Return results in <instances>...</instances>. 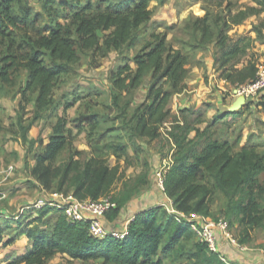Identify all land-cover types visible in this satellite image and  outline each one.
<instances>
[{"label":"trees","instance_id":"16d2710c","mask_svg":"<svg viewBox=\"0 0 264 264\" xmlns=\"http://www.w3.org/2000/svg\"><path fill=\"white\" fill-rule=\"evenodd\" d=\"M151 2L39 0L41 12H37L28 0H0V84L13 85L16 76L24 71L25 87L17 93L21 97L20 108L34 104L32 120L25 128L21 127V141L27 142L26 132L37 120L44 116L48 120L53 118L48 143H39L29 170L45 192L97 201L117 180L118 167H110L102 151L91 149V156L82 160L83 153L73 146L75 136L68 128L65 111L81 98L66 104L63 115L58 116L54 90L62 76L67 75L69 65L84 62L90 69H96L109 53H120L135 43L138 30L153 16ZM234 18L231 22L238 25L244 15ZM207 20L208 17L197 20L193 26L201 33L199 44L213 42L218 48L221 56L218 61L224 70L221 79L234 82V76L239 83L253 80L250 69L236 73L235 66L227 67L230 61L245 54L241 45L230 43L226 34L229 22L222 20L213 37ZM166 37V34L151 35L150 41L132 57L133 67L125 62L109 74L111 105L115 108L122 93L139 88L150 77L147 102L123 121L126 142H110L105 146L116 162L126 157L127 149L135 146L136 140L154 141L161 137V125L171 115L167 109L169 101L186 88L189 56L184 50L173 49ZM260 106L264 108V94ZM185 111L189 115H183ZM179 112L184 117L173 116L170 130L166 131L174 148L171 164L163 174L164 195L177 212L207 218L212 214L216 196L223 195L227 199L225 214L229 222L244 231L245 237L239 244L245 245L249 230L264 228V186L260 181V176H264V152L250 139L238 150L227 141H213L209 124L204 131L196 128L206 123L201 114L191 120L197 113L190 109ZM97 116L93 111L81 113L72 121L74 128L81 132L86 125L87 138L92 140L99 125ZM17 121L21 125L19 118ZM190 133H195L192 139L188 137ZM134 152H138L136 147ZM148 180L146 173L137 176L133 189L115 200L118 206L126 204L141 187L148 186ZM161 208L138 212L123 239L97 240L89 235L86 223H69L60 209L47 203L36 211L35 218L26 217L27 223L22 222L24 218L16 219L14 235L3 246H10L22 235L30 241L28 251L9 264H47L57 255L83 262L102 259L103 264H166L167 259L174 264H224L217 255L207 253L206 246L196 241L188 227L177 224ZM118 211L116 205L106 217L112 219ZM5 229H12L8 221L0 225V244Z\"/></svg>","mask_w":264,"mask_h":264},{"label":"rangeland","instance_id":"374dc122","mask_svg":"<svg viewBox=\"0 0 264 264\" xmlns=\"http://www.w3.org/2000/svg\"><path fill=\"white\" fill-rule=\"evenodd\" d=\"M28 1L34 11L41 12L39 0ZM150 8L153 9V16L147 24L140 27L135 43L125 47L120 53H109L106 58L101 60L100 68L90 69L84 62L69 65L65 70L67 75L62 76L63 80L54 90L56 106L61 103L68 105L71 100L81 98V112L79 115L81 113L89 114L99 103L103 104L109 97H112L113 92H108L107 82L109 81L107 80L109 74L125 62H128L130 67H132V57L144 43L150 41L151 35L166 34L167 41L173 49L184 50L188 54L189 64L185 80L186 88L181 94L173 96L177 100L176 105H173L172 110L169 109L171 115L161 125V137L154 140V142L147 139L136 140L135 146H129L126 157H123L118 162H116V159L111 158L109 151L105 149L107 143H110V139H113V142H117L120 139V134L117 131L124 132V119L129 120L136 109L147 102L150 77L139 88L122 93L118 97V107L115 108L111 105L109 109H106V107L101 108L103 112L97 116L99 128L103 131H113L114 136L109 137L105 134H100L96 130L92 140L87 138V143L89 144L90 154L91 149L102 151L104 157L108 158L109 166L118 167L117 180L109 188L105 196L101 198L111 199L114 202L121 199L126 191L133 189L134 179L142 173H146L147 176L150 174L151 177L148 180V186L141 187L139 193L146 188V192L152 190L160 193L156 187L155 173L160 171L163 165L165 167V165L170 164L174 148L168 137H165L166 130L170 127L174 119L173 116L183 118V115H189V111H185L183 115L179 111L183 110V105L187 106L188 102L193 100V94L195 93L191 92H193V89L198 88V83L203 87L202 100L198 108L192 105L189 106L192 112L197 113L196 115L193 114L190 119L193 120L198 114H201L206 122V125L202 127L206 128L207 124L210 125L209 134L213 141H227L233 148L238 150L250 139V143L256 144L258 150L264 152V108L260 106L264 90L253 99L249 98L246 101V106L238 111L239 115L237 117L227 115V109L236 99L234 91L246 85L252 78L246 79L242 83L237 82L234 76V82H226L221 79V74L224 70L220 68V61H218L221 57L218 48L215 47L213 42L210 44H199L201 33L193 26L195 21L208 17L207 23L214 37L220 28L222 20L229 22L230 30L226 32L229 41L231 44L238 43L241 45L245 49V54L235 61H230L227 67L235 66V69H237L236 73L244 72L245 68H248L253 71V77H255L258 68L264 66V0H152ZM254 11L255 14H252ZM240 14L244 15L243 20L238 25L233 24L231 21H234V17ZM79 78L89 83L85 90L79 88L78 82L80 80H77ZM195 79H198V81L193 82ZM25 82V72L22 71L16 76L13 85L0 84V225L8 221L12 228L11 230L5 229L1 238L0 264L13 262L21 253L28 251L30 248V241L23 236H19L10 246H3V243H6L14 235V230L17 226L16 219L24 218L22 222L27 223L26 217L32 216L35 218L37 215L36 211L40 208H35V205L39 201L43 203L58 202V199L53 196L54 194L45 192L34 182L33 178H29L27 167L31 161H34L32 160L33 155L38 151L39 143L44 142L48 138L45 127L50 125L53 118L48 120V117L44 116L40 119L42 121L38 122V125H42V127L39 136L35 137L36 139L25 143L21 141L19 137L23 133L21 127L25 128L30 123L34 113V107L32 110H28L29 105L20 108V104L17 102V99H21L17 93L21 87H25ZM91 84L94 85L92 86ZM205 86L207 89H205ZM97 101L99 102L98 104ZM211 108L216 112L212 113L210 111V113L215 115L207 117L205 114ZM176 112H178V115H175ZM17 118L20 119L22 126L19 125ZM74 119H68V128L71 129L72 133L75 129V125L72 122ZM85 131H87V128ZM194 135L195 133H190L188 137L192 139ZM14 136H17L20 142ZM135 147L138 150L136 153L134 152ZM18 152L20 153L21 163L18 162L17 158L13 159V155L17 156ZM81 159H87L85 153H83ZM260 181L264 186L263 175L260 176ZM137 196L138 194L132 195L131 199L120 207L115 202L119 210L116 213L117 215H113L115 217L112 219L106 217L103 223L107 227H114L117 223L119 226L127 224V220H129L127 218L134 213L136 215V211L140 210L139 204L144 202ZM133 201H136V205L132 203ZM226 203L227 199L223 195L218 194L212 205V214L209 220L215 223L219 221L227 222L228 231L232 239L239 246H244L245 248V251L239 252L242 254V258L231 260L225 257L227 262L230 264H263L264 228L249 230L247 243L245 245L239 244L240 240L245 237L244 231L229 222L225 214ZM161 209L165 211L163 208ZM167 216L170 215L168 214ZM225 243L228 244L226 241H222V245ZM231 247L235 248L232 245ZM248 254L252 258H257L261 254L262 258L259 263H252L246 257ZM103 263L101 259L89 262L73 260L67 255H57L47 262V264ZM166 264L174 263L172 259H167Z\"/></svg>","mask_w":264,"mask_h":264},{"label":"built area","instance_id":"2783aa9c","mask_svg":"<svg viewBox=\"0 0 264 264\" xmlns=\"http://www.w3.org/2000/svg\"><path fill=\"white\" fill-rule=\"evenodd\" d=\"M264 90V66H260L253 80L246 85L236 89L234 91L236 97L244 96L246 101L250 98H254L261 91ZM10 171V170H9ZM162 170L155 173L156 187L160 193L164 194L163 187V174ZM58 202L48 203L50 206L60 209L67 221L72 224L86 223L88 225V233L90 236L97 240H103L106 237H113L115 239H123L127 233V229L122 231H115L107 229L104 226L103 220L106 215L116 208V204L111 199H99L97 201L91 200H77L71 194H54ZM43 203L39 201L35 208H41ZM167 215L169 214L177 224H182L188 227L195 235L196 241L207 248V253L217 255L218 259L224 264H230L227 262L225 256L221 253L222 241H226L228 245H232L235 248L240 246L232 239L229 234V226L225 221H219L217 223L212 222L207 217H203L196 214L185 215L177 212L171 202L167 200V203L160 205Z\"/></svg>","mask_w":264,"mask_h":264},{"label":"crops","instance_id":"0c3cea01","mask_svg":"<svg viewBox=\"0 0 264 264\" xmlns=\"http://www.w3.org/2000/svg\"><path fill=\"white\" fill-rule=\"evenodd\" d=\"M112 53H115V52H112ZM108 74H109V72H108ZM77 80H80L78 82V85H79V88H81L82 90H85V88L89 86V83L87 81L82 80L81 78H79ZM196 81H198V79L197 80L195 79L193 82H196ZM107 83H108V92L109 91L112 92V89H111V86H110L109 82H107ZM91 85L93 86L94 84H91ZM202 88L203 87L200 85V83H198V88L197 89H193V92H191V93H195V94H193L194 95L193 100L192 101H189L188 104H187V106L186 105H183L184 106L183 109H190L191 108V107H189L190 105L195 106V108H198L200 106V101L202 100V96H201V93L203 91ZM205 89H207L206 86H205ZM100 93L102 94L101 91H100ZM17 98H19V96H17ZM54 99H55V97H54ZM20 101H21V99H17V102L19 104H20ZM72 101L73 100H71L70 103ZM176 101L177 100L175 99V97L171 98V100L169 101V104L167 106L168 109L172 110L173 105L174 106L176 105ZM56 102H58V100H56ZM81 102H82V100H76V102L72 106H70L68 109H66L65 113H66V116L68 117L69 120H73L74 118H77L78 117L79 113L81 112V109H80ZM98 103L99 102L97 101V104ZM64 106H65L64 103H61V104H59L57 106L56 115H58V116H62L63 115V113H64ZM33 107H34V104L33 103L29 104L28 110H32ZM102 107H106V109H109L111 107V97H109L103 104L99 103L96 107L93 108L92 111L98 115V114H100V113L103 112L101 110ZM210 111L212 113H215L216 112L215 110H213V108L209 109L206 112V114H205L207 117H212V116L215 115V114H211ZM175 115H178V112H176ZM41 121L42 120H40V119L37 120L32 125V127L26 132V140H27V142L36 139L35 137L37 135L39 136L42 125H38V122H41ZM203 121H204V117H203ZM52 122H53V119L51 120V123ZM203 125H206V123L199 124V125L196 126V128L199 129L200 131H204L205 127H202ZM85 127H87V126L85 125ZM99 127H100V125H98V128H97L98 131L97 132H99L100 134H105V135H107L109 137H111V136L113 137L114 136L113 133H112L113 131H103V130H100L101 128H99ZM45 129H46L45 131L47 132L46 135L49 138V136L51 134L50 125L49 126H46ZM85 130H86V128H85ZM85 130H83L81 132H78L76 129L73 130V134L75 136V139H74V142H73V146H74V148L77 151L85 153V155L87 156V159H88L91 156V154H90L89 148H88L89 144L87 143V136H86L87 135V131H85ZM168 130H170V128H168L166 131H168ZM117 133L120 134L119 135L120 136V139L117 140V142L124 143L126 141V134L123 131H117ZM165 137H167V136L165 135ZM48 138L46 140H44L43 144L48 143ZM115 138H118V137H115ZM16 139L19 140L18 137H16ZM109 141L110 142H113L114 140L113 139L112 140L110 139ZM19 142H20V140H19ZM19 154L20 153L18 152V155L17 156H14L13 155V159H16L17 158L18 159V162L21 163V158L19 157L20 156ZM110 157L111 158H114L111 155H110ZM170 164H171V161H170ZM170 164H168L167 166L165 165V167L163 165V167L161 169H164L163 171L166 172V169H168V167L170 166ZM33 165H34V161H31V163L28 165L27 169L30 170L33 167ZM148 177L149 178L151 177L150 174L148 175ZM29 178H33V177L30 176ZM34 182L37 183L36 180ZM145 190H147V188L144 189L143 191H141L140 193H138L137 198H139V199L141 198V200H144V202H142V204H139V209L140 210L136 211V213L140 212L141 210H148V209H151L153 207H158V205H160L161 203L163 204V203H166L167 202V198L165 197L164 194L159 193V192L156 193V191H152V190H149L148 192H146ZM132 203H135V205H136V201H133ZM134 215H135V213L132 214V215H130L127 218V219H129V220H127L128 223L127 224H124V225L122 224L123 227L122 226H119L118 223L114 227H107L105 224H104V226L107 229H112V230H115V231H122L123 229H127V226L132 221ZM22 236L25 237L24 235H22ZM220 250H221L222 254L226 258L231 259V260H236L238 258H242V254L239 253V252L245 251V248H244V246H240L239 249H236V248H233V247H231V246H229L228 244L225 243L224 245L221 244ZM26 252L27 251H24L23 253H21V255L24 254V253H26ZM63 256H65V255H63ZM259 256H257V258H255V257L252 258L248 254L246 257L248 259H250L249 261H251L252 263L253 262L259 263V261L262 258V256H260V257ZM263 259H264V257H263ZM263 264H264V260H263Z\"/></svg>","mask_w":264,"mask_h":264},{"label":"water","instance_id":"95a60500","mask_svg":"<svg viewBox=\"0 0 264 264\" xmlns=\"http://www.w3.org/2000/svg\"><path fill=\"white\" fill-rule=\"evenodd\" d=\"M247 104L246 99L244 96H238L236 97L235 101L230 105V107L227 110V113L232 114L235 112H238L240 109L245 107Z\"/></svg>","mask_w":264,"mask_h":264}]
</instances>
